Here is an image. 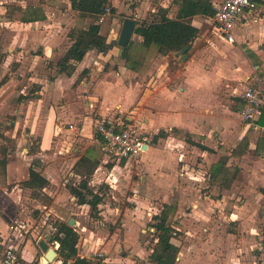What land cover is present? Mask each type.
Wrapping results in <instances>:
<instances>
[{"label":"crops","instance_id":"0c3cea01","mask_svg":"<svg viewBox=\"0 0 264 264\" xmlns=\"http://www.w3.org/2000/svg\"><path fill=\"white\" fill-rule=\"evenodd\" d=\"M34 1L36 0H0V23L2 21L4 26L16 24L32 28L31 31L16 33L15 44L20 56L13 60L18 64L11 63L20 69L27 59L31 60L30 70L34 71L35 93L46 94V97L39 96L37 100L47 102L49 108L48 134L52 133V136L58 137L64 136L65 133H74L75 130V137L89 145L84 151L72 153L69 157L64 156L67 162H71L70 175L79 179L77 184L69 186L73 198L76 195L72 189L78 188L84 181L86 188L96 193L88 186V177L96 168L113 172L114 180L121 177L118 168L123 172L133 160L144 161L148 171L147 177L139 183L133 180L137 184L131 183V189L135 191L131 199L147 205L159 202L160 208L153 212L154 215L159 214L164 203H174L175 209L170 219L173 231L179 232V238L184 237L181 232L194 236L190 239L193 243L188 244L186 250L183 246L179 248L180 256L175 264H218L216 255L221 251V246L228 251L224 260L232 257L235 252H240L236 258L239 261L237 264H264V229L260 224L264 222V194L259 190L264 186V141L261 140H264V131L254 128L249 121L242 118L244 101L235 90V87L240 88L243 81L254 73L264 76V0L257 3L259 14L255 19L235 26L233 42H227L214 33L209 15H193L190 21L198 31L188 44L184 60L177 54L179 50L163 53L152 45L140 56L136 70L127 66L122 55L128 46L135 53L143 41L142 35L136 33L135 28L153 20L160 9L166 16L175 17L179 9L178 0H108L104 8H110L109 11H104L103 8L98 18L91 21L79 19L77 11L72 8L71 0H65L67 6L63 9L57 8L56 0L46 1L42 8ZM56 16L58 19H55ZM125 18L135 20V25L127 46L121 50L118 37ZM90 22L98 24V34L104 38L106 47L104 50L97 47L87 49L81 60H71L69 68L60 71L59 63L74 42L68 35L69 30L73 27L86 28ZM58 27L63 33L62 38L53 36ZM28 47H37V50L29 56L26 52ZM11 50L8 47V51ZM9 58L10 54H7L0 64L4 60L7 62ZM42 60L49 64L53 61L54 64L51 67H43L42 70L38 68V64L35 70V63ZM171 65L174 66L170 67ZM40 71H44V74ZM46 74L50 75L49 79H44ZM7 80L0 79V91L9 82ZM263 113L264 107L256 124L264 128V125L259 123ZM117 118L130 123H140L152 141L145 146L137 159L105 167L104 163L108 162L102 150V140L95 131V123ZM68 123L71 124L69 128ZM173 129L180 132L173 134ZM161 131L166 132V135L153 140ZM185 133L187 136H184ZM244 135H247L245 149L235 155L233 151ZM30 136H33V133L27 136V144L23 148L27 156L35 154L32 152L33 142ZM41 140L38 154L47 155L44 152L43 139ZM177 148L181 149L176 152ZM188 148L202 157V162L197 166L198 172L203 170L208 175H203L204 179H208V195L207 192L201 191L203 182H200V175L196 176L200 184L194 186L195 195L186 194L189 185L178 182L176 177L173 180L174 172L183 171L188 165L185 162ZM58 153H64V150H59ZM13 155L7 152L5 171L3 170L5 177L0 181V209L8 207V214L4 211L0 213L1 237H4L3 230L14 213V208L11 207L18 203L13 196L16 186L13 184L16 182L17 171L24 165L17 160H14L12 165ZM219 159L223 160L226 166L237 168L233 178L221 181L211 173V165ZM54 164L49 163L48 166L57 167L56 162ZM27 165L24 181L29 178V168L33 167L32 162ZM39 173L48 180L47 184L55 179L51 176L50 180L42 172ZM9 186L11 188L5 191ZM24 186L25 191L33 190L25 185V182ZM45 187L46 185L41 188ZM142 187L145 191L141 197L136 190ZM174 191H178V195L172 200ZM237 192L243 194L240 203L231 198V195ZM211 193L214 194L212 197ZM79 204L88 205L91 211L88 202ZM185 204L192 206L190 211H184ZM154 215L147 219H153ZM71 219L73 223L76 220L69 218V221ZM200 219H206L209 223H200ZM221 219L230 222L237 220L238 226L235 230H225L224 233L216 231V222H221ZM122 220L127 222V232L125 231V237L121 239L125 254L118 251L121 244L116 239L112 245V233L98 225L88 229L92 237L88 245L104 252L107 264H151L148 256L152 247L146 249L127 239L131 232L136 233L138 224L130 221L126 214ZM198 234L203 237L208 235L211 239L206 242L197 240L199 243H194ZM173 238L175 237L172 235L171 242L179 246L181 240L176 239V242H173ZM222 239L223 243H220ZM43 240L57 252V240ZM249 240L254 242L252 245L257 249L251 257L247 253ZM3 247L4 242L0 241V251ZM76 248L78 257L85 254L83 249L78 246ZM188 251L192 252L190 256ZM33 253L32 251L31 257H28V254L23 256L27 261H31ZM186 255L188 257L185 260ZM42 257L40 264H45L46 261ZM142 258L145 260L143 263ZM71 261L69 260L70 263ZM52 262L62 264L58 253Z\"/></svg>","mask_w":264,"mask_h":264},{"label":"rangeland","instance_id":"374dc122","mask_svg":"<svg viewBox=\"0 0 264 264\" xmlns=\"http://www.w3.org/2000/svg\"><path fill=\"white\" fill-rule=\"evenodd\" d=\"M46 1L48 0H36L34 2L35 4L38 2L40 6L39 8H42V4H44ZM56 2L58 9H63L65 6H67V2L65 0H56ZM55 19H58V17L56 16ZM31 29V27L24 28V26L16 24H7L4 26L2 21L0 23V63L2 59H5L7 54H10L9 60L7 62L4 60V62L0 64V79L4 78L6 80L8 79L7 81H9L0 91L3 93V95L0 93V158L3 156L1 148L6 146V151L12 155L14 154L11 157L13 161L11 164H14V160L24 164L17 171L15 179L16 182L13 184L16 185L13 189V196L16 198L18 203H16L14 207H11L14 208V213L12 214L11 220L8 222V224L7 221H5L7 226L6 229L3 230L4 234L2 236L4 237L0 236V241H3L4 244L15 245L17 248H19L21 254L24 256L28 254V257H31V252L33 251L34 256L31 258L30 263L23 260L24 263L40 264V257L43 256V251L38 246V240H50L58 230L59 224L61 222H66L69 224V218H74L76 219L75 222L70 225L74 227L78 233V241L76 246H78L79 249H83V251L87 254H91L93 251L98 250L94 248L92 249V247L88 245V243L90 244L89 240L92 239L88 229L92 228V226L98 225L112 233L113 236L110 237L111 241H115L116 239V241L120 242L121 247L118 251H121V253L125 254V246H123L121 239L125 237L123 234L127 229L126 221L128 220H122L126 214L130 221L138 224L135 229L136 233L131 232L129 235H127V239H129L130 242L137 243V245L140 247L144 246L146 249H149V247L154 245L153 242H155V229L151 228V224L154 222V219L148 220L147 218L152 214L154 215L153 212H157L156 209L158 207L160 208L158 205L159 202L154 200V202H157L156 204L147 205L146 203H140V201L137 203V201L131 199L135 192L131 189V183L134 182L133 180L139 183L142 182L145 177H147L148 171L146 170L144 161L133 160L131 164L127 165L125 171L123 172H121V170L118 168L117 171L120 173L121 177L114 180L113 172H107L105 168L102 170L96 168V170L88 177V186L94 189L96 194L101 198V202L97 205L95 213H91L90 207L88 205H80L78 198L76 196L73 198V195L70 193L69 186L73 183L77 184L76 182L79 179L76 176L70 175L69 164H71V162H67L64 156L69 157L72 153L76 154L79 153V151L81 152V150L84 151V149L89 145L88 143H85V141H81L75 137V130L73 131L74 133H65L64 136L58 137L52 136V133L48 134V128L50 126L48 122L50 120L47 117V112L49 113V108L47 102H41L37 100L39 96L40 98L43 96L46 97V94H39L38 92L35 93L36 83L34 82L33 78L34 71L30 70V65L32 63L31 60L27 59L23 63V67L21 66L20 69H17L18 66L11 63L14 62V58L20 56L17 45L15 44L17 40V38H14L16 37V33H24L26 31H31ZM58 29L59 27L55 29L53 36H59V38H62L63 33H61V31ZM8 47L12 49V53L8 51ZM36 50L37 47H33V49L31 47L26 48V52L29 54V56ZM35 64V70L38 67V64H40L38 68L42 70L43 67H51L54 62L52 61L49 64L42 60L40 62L37 61ZM173 66L174 65H171L170 67ZM40 72L43 73L44 71ZM46 75L44 79H49L50 75ZM70 125L71 124L68 123L67 127L69 128ZM32 133L33 136H30L31 141L33 142L32 152L35 154L27 156V153L23 148L27 144L25 139L29 134ZM3 136H6L8 140L5 139V137L3 138ZM41 139H43V146L45 147L44 152L47 154L43 156H39L38 154L40 151L39 144H41ZM44 144L47 145L45 146ZM179 149L181 148H177L176 152H178ZM59 150H64V153L59 154ZM65 150L68 151L65 152ZM190 150L191 148H188V151H186L185 154V162L188 164L186 169H183V171H175L173 174V180L177 178L178 182H184V184L189 185L190 187L187 189L188 191L186 192L188 193L186 194L195 195L194 186L196 184H200L198 181L199 179L197 180L196 176L200 175V182H203L201 183V191L207 192L206 195H208V179L203 178V175L204 177L208 175L203 170L198 172L199 167L197 166L198 163L202 162V157L198 156L195 152H191ZM30 162H32L33 167L39 170V172H42L45 176H47L48 179H50L51 176L55 179L53 178L54 180H52V182L50 181V184H47L45 188H35L31 191H25V179L23 180V178L27 170V164ZM55 162L57 167H53L52 165L48 166L49 163L54 164ZM185 162H182L183 166ZM113 164L114 162H108L104 163V166L109 167V165L112 166ZM53 168L54 170L56 168V171H54ZM4 177L5 175L3 174V168L0 164V181ZM0 187H2L1 182ZM10 188L11 186H9L5 191H8ZM136 191L141 197L144 196L143 193L145 189L143 187ZM177 192L178 191H174L172 200L177 197ZM215 194L217 195V193ZM212 195L214 194L211 193V197ZM242 197L243 194L239 192L231 195L232 200L238 203H240ZM232 207L234 206L232 205ZM191 208V205H184V211L188 212ZM3 211L5 214H8V207H3L0 209V213H3ZM199 222L204 224L209 223L206 219H200ZM238 222L239 221L237 220L230 222L228 220L221 219V222H216V231L224 233L225 230H235V228L238 226ZM123 224H125V227H123ZM260 224L264 229V222H260ZM178 234L179 232L172 231V235L175 237L172 239V241L176 242V239L181 240V243L179 246H177L178 253L175 263L178 260V256H180L179 248L183 246V248L186 250L187 245L193 243L190 239H193L194 237L191 234L181 232L184 237L179 238L177 237ZM185 236L189 238H186ZM210 239L211 237L208 235L207 237H203L198 234L194 243L198 244L199 242H197V240L206 242ZM114 241L112 245H114ZM219 242L223 243V239ZM250 244L252 245L254 242H251L250 240L248 242L247 253L249 257L254 255L253 252L257 250L255 249V245L250 247ZM201 245L203 244L201 243ZM220 248L221 251L216 255V262L218 264L239 263V261L236 259L239 257V251V253L235 252V254H232V257H227L224 260L223 258L226 257L225 253H228V251H226L223 246ZM191 254L192 252H189L188 255L190 256ZM188 255L185 256V260ZM205 255L207 256V251L205 252ZM104 258L106 259L107 256L104 255ZM141 261L142 263L145 262L143 258ZM52 263L53 262H51V264Z\"/></svg>","mask_w":264,"mask_h":264},{"label":"trees","instance_id":"16d2710c","mask_svg":"<svg viewBox=\"0 0 264 264\" xmlns=\"http://www.w3.org/2000/svg\"><path fill=\"white\" fill-rule=\"evenodd\" d=\"M259 1L260 0H257V3H259ZM107 3L108 0H71L72 8L77 11L79 19L88 21L97 19ZM178 3L179 9L175 17L170 18L166 16L164 11L160 9L153 20H150L147 24L142 23L135 28V32L142 35L143 41L135 53L130 50L129 46L125 48L122 55L129 68L134 70L138 69L140 56L152 45L156 46L157 50L163 53L178 51L188 45L190 41L194 39L198 31L197 28L191 24V17L197 14L209 16L213 14L210 0H178ZM98 31L99 26L94 22H90L86 28L73 27L69 30L68 35L74 42L69 47L65 58L59 63L60 71L67 70L71 60H81L87 49L91 47L104 50L106 44L104 43V38L98 34ZM259 123L264 125V115L260 118ZM171 132L175 134L180 132V130L173 129ZM164 135H166V132L161 131L153 137V140L158 136ZM184 136H187V133H185ZM4 137L8 140L6 136H3V138ZM261 140L264 141L263 139ZM246 144L247 135H244L235 147L233 153L235 155L241 153L245 149ZM6 149V146L1 148L3 156L0 158V164L4 171L7 162ZM123 162L124 160L121 161V163ZM236 170L237 168L235 166H226L221 159L210 167L211 173L217 176L221 181L233 178L236 174ZM47 183L48 180L36 169L32 166L29 168V178L25 181V185L35 189L38 187L41 188L47 185ZM80 185L81 186L78 188L72 189L73 193L80 203L88 202L91 206V213H95L100 197L93 192V190L86 188V181ZM259 190L264 194V186ZM174 209V203H164L159 214L153 216L155 221L151 226L155 229L156 241L148 256L152 264H175L178 248L171 242L173 228L170 225V219ZM50 240H57L59 242L57 253L62 259V264L86 263L84 258H79L77 256L76 244L78 241V233L68 223L61 222L58 230ZM69 260H72L71 263Z\"/></svg>","mask_w":264,"mask_h":264},{"label":"built area","instance_id":"2783aa9c","mask_svg":"<svg viewBox=\"0 0 264 264\" xmlns=\"http://www.w3.org/2000/svg\"><path fill=\"white\" fill-rule=\"evenodd\" d=\"M210 5L213 10L210 16L213 31L227 42L234 41L233 31L237 24L255 19L259 14L257 0H211ZM109 9L106 7L104 11ZM235 90L244 101L242 118L249 121L254 128L264 131L262 126L256 124L264 107V76L254 73L243 81L240 88L235 87ZM95 131L102 140L106 162L117 164L122 160L128 162L137 159L145 146L152 141L140 123H130L121 118L97 121ZM79 257L86 259L85 264H106L101 250L80 254ZM23 260L30 263L15 245L4 244L0 251V264H25Z\"/></svg>","mask_w":264,"mask_h":264},{"label":"water","instance_id":"95a60500","mask_svg":"<svg viewBox=\"0 0 264 264\" xmlns=\"http://www.w3.org/2000/svg\"><path fill=\"white\" fill-rule=\"evenodd\" d=\"M134 25H135V20H133L132 18L124 19L122 28H121V31L118 37V44L120 45L121 50H123L127 46L129 39L131 37V34L133 32V29H134ZM188 48L189 46L186 45L177 52V54L181 55V58L183 60L186 58L185 52L187 51ZM72 223H73V219L69 221V224H72ZM38 246L44 252V256L42 258L46 261L45 264L52 262L57 255L56 250L53 247L49 246V244L43 239H40L38 241Z\"/></svg>","mask_w":264,"mask_h":264}]
</instances>
